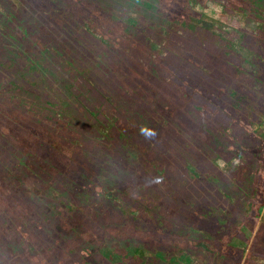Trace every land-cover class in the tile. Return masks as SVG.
Masks as SVG:
<instances>
[{
    "label": "rangeland",
    "instance_id": "374dc122",
    "mask_svg": "<svg viewBox=\"0 0 264 264\" xmlns=\"http://www.w3.org/2000/svg\"><path fill=\"white\" fill-rule=\"evenodd\" d=\"M0 264H264V0H0Z\"/></svg>",
    "mask_w": 264,
    "mask_h": 264
},
{
    "label": "flooded vegetation",
    "instance_id": "af4514ba",
    "mask_svg": "<svg viewBox=\"0 0 264 264\" xmlns=\"http://www.w3.org/2000/svg\"><path fill=\"white\" fill-rule=\"evenodd\" d=\"M189 168H190V167H189ZM256 212H259L258 215L260 216L261 207H258ZM131 254H132V253H131ZM176 258H177V257H176ZM180 259L186 261V260H189L190 257L187 256V255H184V256L182 255V256L180 257Z\"/></svg>",
    "mask_w": 264,
    "mask_h": 264
},
{
    "label": "clouds",
    "instance_id": "9594fccd",
    "mask_svg": "<svg viewBox=\"0 0 264 264\" xmlns=\"http://www.w3.org/2000/svg\"><path fill=\"white\" fill-rule=\"evenodd\" d=\"M144 130H142V132H143Z\"/></svg>",
    "mask_w": 264,
    "mask_h": 264
}]
</instances>
